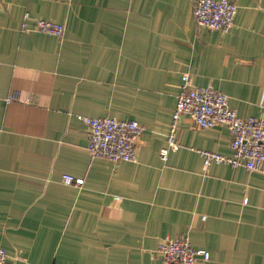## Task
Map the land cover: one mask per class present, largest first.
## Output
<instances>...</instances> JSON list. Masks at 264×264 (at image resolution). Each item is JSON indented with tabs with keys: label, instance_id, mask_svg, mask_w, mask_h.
Here are the masks:
<instances>
[{
	"label": "crops",
	"instance_id": "obj_1",
	"mask_svg": "<svg viewBox=\"0 0 264 264\" xmlns=\"http://www.w3.org/2000/svg\"><path fill=\"white\" fill-rule=\"evenodd\" d=\"M232 1L222 32L197 24L194 0H1L3 264H163L160 244L184 235L210 252L196 264H264V165L199 153L232 155L228 127L183 115L161 157L184 74L264 117V0ZM79 114L138 120L137 159L92 156Z\"/></svg>",
	"mask_w": 264,
	"mask_h": 264
},
{
	"label": "built area",
	"instance_id": "obj_2",
	"mask_svg": "<svg viewBox=\"0 0 264 264\" xmlns=\"http://www.w3.org/2000/svg\"><path fill=\"white\" fill-rule=\"evenodd\" d=\"M194 17L199 25L228 32L234 25L238 5L232 0H194ZM1 2V0H0ZM27 29V22H23ZM36 28L42 32L61 36L65 25L39 18ZM189 115L202 128L225 125L231 133L232 155L199 149L205 166L213 162L242 165L250 171L260 170L264 165V117L240 116L229 104L228 95L212 85L196 87L191 85L187 74L183 75V84L177 96L173 110L171 128L167 134L168 147L161 150V157L168 158L170 148H177V132L183 115ZM78 117L88 125L90 138L88 150L94 157L109 160L135 161L138 141L143 126L136 119H119L114 116ZM179 146V144H178ZM67 184H81L83 178L65 173L62 178ZM158 252L163 264H196L200 258L208 260L210 252L193 246L188 236L163 241ZM8 259L6 249L0 244V264Z\"/></svg>",
	"mask_w": 264,
	"mask_h": 264
},
{
	"label": "rangeland",
	"instance_id": "obj_3",
	"mask_svg": "<svg viewBox=\"0 0 264 264\" xmlns=\"http://www.w3.org/2000/svg\"><path fill=\"white\" fill-rule=\"evenodd\" d=\"M177 147H178V141H177ZM180 237V236H179ZM158 254H159V252H158ZM159 256H160V254H159ZM161 257V256H160Z\"/></svg>",
	"mask_w": 264,
	"mask_h": 264
},
{
	"label": "trees",
	"instance_id": "obj_4",
	"mask_svg": "<svg viewBox=\"0 0 264 264\" xmlns=\"http://www.w3.org/2000/svg\"><path fill=\"white\" fill-rule=\"evenodd\" d=\"M120 119V118H119ZM88 143H89V141H88ZM88 146V145H87ZM107 159V158H106ZM123 161H126V160H123ZM115 162V161H114Z\"/></svg>",
	"mask_w": 264,
	"mask_h": 264
}]
</instances>
